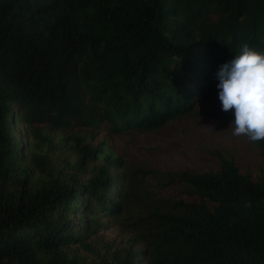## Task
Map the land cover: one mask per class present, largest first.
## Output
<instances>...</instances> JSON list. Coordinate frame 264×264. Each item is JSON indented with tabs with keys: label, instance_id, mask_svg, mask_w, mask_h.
<instances>
[{
	"label": "trees",
	"instance_id": "16d2710c",
	"mask_svg": "<svg viewBox=\"0 0 264 264\" xmlns=\"http://www.w3.org/2000/svg\"><path fill=\"white\" fill-rule=\"evenodd\" d=\"M245 43L264 51V0H0V264H264L263 170L215 151L162 172L91 141L195 116Z\"/></svg>",
	"mask_w": 264,
	"mask_h": 264
},
{
	"label": "rangeland",
	"instance_id": "374dc122",
	"mask_svg": "<svg viewBox=\"0 0 264 264\" xmlns=\"http://www.w3.org/2000/svg\"><path fill=\"white\" fill-rule=\"evenodd\" d=\"M218 91L207 95L201 91L197 96L196 115L168 122L158 130L128 131L110 134L103 130L94 133L91 141L102 143V155H119L133 166H140L162 172L190 170L204 172L217 167L215 151L228 153L240 168H248L253 174L261 169L264 171V158L252 146L247 137L234 136L230 122L211 115V110H221ZM233 113L231 110L228 111ZM79 135H85L84 127H70ZM58 134V133H57ZM18 137L21 138L20 135ZM26 141L23 140V142ZM57 142L60 141L57 139ZM73 159V157H71ZM99 158L95 163H102ZM150 190L157 196L169 198H186L179 187L172 185L165 189L152 187ZM109 223V218L105 219ZM100 241L111 242L120 247L127 238V233L117 225L101 229L97 234Z\"/></svg>",
	"mask_w": 264,
	"mask_h": 264
},
{
	"label": "clouds",
	"instance_id": "9594fccd",
	"mask_svg": "<svg viewBox=\"0 0 264 264\" xmlns=\"http://www.w3.org/2000/svg\"><path fill=\"white\" fill-rule=\"evenodd\" d=\"M216 78L221 109L234 115L232 134L251 143L264 140V51L241 45L233 59L220 65Z\"/></svg>",
	"mask_w": 264,
	"mask_h": 264
}]
</instances>
